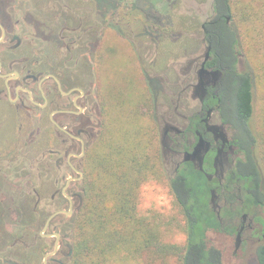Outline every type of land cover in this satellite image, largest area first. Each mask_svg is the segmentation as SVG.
Instances as JSON below:
<instances>
[{
    "label": "flooded vegetation",
    "instance_id": "1",
    "mask_svg": "<svg viewBox=\"0 0 264 264\" xmlns=\"http://www.w3.org/2000/svg\"><path fill=\"white\" fill-rule=\"evenodd\" d=\"M214 2L212 15L200 27L198 48L185 58L182 76L172 77L167 68L156 70L155 61L148 63L149 59L139 54L148 87L136 95L149 100V89L153 94L162 163L169 181L186 167L208 179L211 208L224 227L231 226L229 232L217 234L234 239L231 262H226L221 249V264H260L264 202L246 204L233 183L235 169L243 159L240 142L251 141L238 110L242 79L235 67L240 70L241 54L232 43H224L227 33L208 28L216 18ZM67 8L70 14L55 17L57 21L60 17L57 26L44 22L42 26L37 0H0V104L16 119V137L28 131L23 143L27 153L35 150L39 137L45 142L40 157L31 161L20 179L25 181L21 186L17 179V184L5 188V180L12 174L7 170L12 166L5 164V148L0 149V264H70L74 218L85 201L91 155L99 158L104 131L112 126V122L107 124V114L114 111L108 99L104 101L98 57L104 49L103 36L120 24L119 12L116 7L108 18L100 10L75 16ZM53 9L41 13L54 20ZM225 18L231 25L230 16ZM88 19L93 27L86 37ZM147 20L145 33L143 29L137 35H142L138 40L145 51L164 34L162 23L159 29ZM216 34H221V39ZM128 39L133 44V39ZM200 144L207 148L203 161L194 157ZM47 178L53 179L52 184ZM44 204L52 209H42ZM70 210L72 216L60 214L50 220L54 214ZM55 234L60 235L58 251L51 255L58 242ZM19 246L25 251L17 250Z\"/></svg>",
    "mask_w": 264,
    "mask_h": 264
},
{
    "label": "trees",
    "instance_id": "2",
    "mask_svg": "<svg viewBox=\"0 0 264 264\" xmlns=\"http://www.w3.org/2000/svg\"><path fill=\"white\" fill-rule=\"evenodd\" d=\"M214 11V24L208 28L221 29L222 35L228 34L224 43L238 47V32L227 25L225 18L232 13L231 0H215ZM216 36L218 39L222 37L221 34ZM257 69L262 72L254 70L252 75L241 73L235 67L242 79L238 110L251 141L247 144L246 140L240 142L243 159L235 169L233 183L248 205L264 202V176L256 150L258 137L249 127L254 114V79L264 77V64ZM143 100V96L135 93L127 104H116L114 114L110 111L107 114V124L112 122V126H107L102 142L107 135L110 138L113 135V143L109 147L104 146L108 151L102 157L96 159L95 153L91 155L85 179V201L74 218L70 264H135L145 257L150 264H164L170 257L179 255L178 247L163 242L158 226L138 216L142 186L165 172L153 106L146 117H141L139 104ZM101 159L106 162L104 166H100ZM170 188L185 219L187 238L180 250L182 264H221L222 243L217 240L216 243L210 242L209 235L213 231L216 234L224 230L229 232L231 226L224 227L211 208L208 179L193 167H186L173 177ZM225 218L222 215V220ZM227 251L230 250L225 248V253ZM258 255L260 264H264V245Z\"/></svg>",
    "mask_w": 264,
    "mask_h": 264
},
{
    "label": "rangeland",
    "instance_id": "3",
    "mask_svg": "<svg viewBox=\"0 0 264 264\" xmlns=\"http://www.w3.org/2000/svg\"><path fill=\"white\" fill-rule=\"evenodd\" d=\"M37 2L39 22L41 24L44 22L47 26L52 27L57 26L60 21V17L58 21L55 18L58 14L71 13L67 7L74 11L72 15L78 12L94 14L95 11L98 13L97 10H100L102 16H106V18L111 13L114 14L117 9L120 24L116 31H108L103 36L104 49L100 50L98 57L101 61L98 68H100L99 76L104 86V99H108L113 110L116 104H127L140 89L145 93L148 86L141 72L144 68L139 62L141 55L144 59H149L148 63L155 61L158 65L156 70L167 68L169 69L168 74L172 77L181 75V70L186 62L185 58L198 48L196 41L202 36L201 25L207 17L212 15V0H46L44 2L37 0ZM231 6V26L236 29L240 39L237 47L241 54L240 70L252 75H254V70L261 73L262 70L257 69V67L264 64V0H231ZM134 8H140L142 12L134 10ZM49 9L55 11L52 16L54 20H47L41 13L47 12ZM147 17L159 29L162 23L164 26L162 25L161 29L164 30V34L160 40H156L152 45H148L152 42L151 39L148 40L145 45L149 46V50L145 51L140 44L141 41L138 40L140 37L142 38V35L140 34V37L137 35L143 31L144 23L146 24L148 21ZM90 21V19L85 21L86 26L84 25V28H88L86 37L91 33L90 27H93V23ZM42 26L44 25L42 24ZM43 29L47 28L44 27ZM129 37L133 39V44L128 39ZM45 44L48 45V43ZM153 75L151 76L153 77ZM254 80V114L249 127L258 137L256 150L264 176V135H262V131L264 132V77L261 80L257 78ZM155 85L156 83H154ZM150 91L149 89V102L145 100L146 97L143 95L144 100L139 104V113L143 118L150 113L153 106V94ZM124 110L126 111L125 108ZM15 126L14 115L5 104H0V149L5 148V164H10L13 167V169L11 167L10 170H7L9 175L10 172L12 174L6 178L5 188L7 185L14 186L17 184V179H19L17 186H21L25 182L20 181V179L25 176V170H29L31 161L40 157L45 144L44 139L39 137L36 141L35 150L27 153L23 148V143L28 138L29 133L27 130H23L21 136L16 137ZM112 138L113 135L111 138L109 135L106 136L99 150L101 153H97L99 157L108 151L104 146H111ZM19 139H21L20 142ZM18 153V159L15 160ZM104 164L106 162L103 163L101 159L100 166H104ZM31 174L34 175V171ZM52 180L51 178L46 179L49 184H52ZM5 190L7 191V189ZM17 192V197H19V190ZM41 208L52 209L48 204H44ZM138 216L146 218L149 223L159 227L164 243L175 245L180 250L184 248L187 238L184 229L185 219L182 209L171 191L166 172L150 179L148 183L142 186L138 199ZM257 230L259 229L257 228ZM216 240L218 243H222L224 253L225 248L230 250L225 253V260L231 262L234 239L228 240L211 232L209 241L216 243ZM17 250L25 251L23 246H19ZM180 250L178 251L179 255L170 257L169 261L164 264H182ZM135 264L150 263L145 257L141 262Z\"/></svg>",
    "mask_w": 264,
    "mask_h": 264
},
{
    "label": "water",
    "instance_id": "4",
    "mask_svg": "<svg viewBox=\"0 0 264 264\" xmlns=\"http://www.w3.org/2000/svg\"><path fill=\"white\" fill-rule=\"evenodd\" d=\"M206 150H207L206 146H205L204 144H200V145L198 146V148H197L195 154H194V157H195L196 159H199L200 161H203V157H204V156H203V155H204L203 153H204ZM60 214H65V215H67L68 217H70V216H72L73 211L70 210V211H62V212H58V213L54 214V215L50 218V220L53 219V218H55L57 215H60ZM55 236L57 237L58 242H57V245H56L55 250L52 252L51 255H55V254L57 253V251H58V244H59L60 235H59V234H55Z\"/></svg>",
    "mask_w": 264,
    "mask_h": 264
}]
</instances>
